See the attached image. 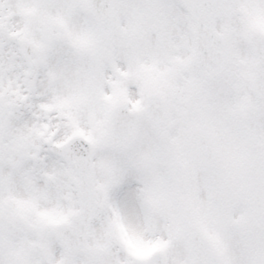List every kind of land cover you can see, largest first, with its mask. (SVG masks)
Instances as JSON below:
<instances>
[{
    "label": "snow or ice",
    "instance_id": "obj_1",
    "mask_svg": "<svg viewBox=\"0 0 264 264\" xmlns=\"http://www.w3.org/2000/svg\"><path fill=\"white\" fill-rule=\"evenodd\" d=\"M0 264H264V0H0Z\"/></svg>",
    "mask_w": 264,
    "mask_h": 264
}]
</instances>
